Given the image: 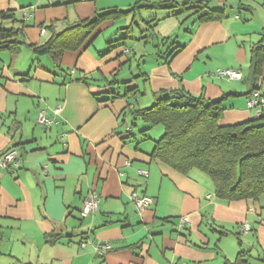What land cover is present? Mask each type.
Wrapping results in <instances>:
<instances>
[{
  "label": "crops",
  "instance_id": "1",
  "mask_svg": "<svg viewBox=\"0 0 264 264\" xmlns=\"http://www.w3.org/2000/svg\"><path fill=\"white\" fill-rule=\"evenodd\" d=\"M160 1L129 11L136 0H0V23L15 33L0 39V155L16 148L20 163L0 167V264H233L241 251L238 264H264V193L224 200L200 168L182 173L151 159L157 139L132 113L184 88L222 98V124L253 119L247 95L256 87L264 95V62L259 75L252 68L264 0H209L225 16L204 22ZM113 9L120 16L81 43L73 33L68 45L78 46L58 61L29 45ZM218 69L242 76L219 77ZM57 107V122L38 123ZM133 191L154 203L139 211ZM93 193L98 208L82 217ZM99 243L110 250L97 253Z\"/></svg>",
  "mask_w": 264,
  "mask_h": 264
},
{
  "label": "trees",
  "instance_id": "2",
  "mask_svg": "<svg viewBox=\"0 0 264 264\" xmlns=\"http://www.w3.org/2000/svg\"><path fill=\"white\" fill-rule=\"evenodd\" d=\"M141 1L136 0L135 7L129 11L138 9ZM158 4L161 9L177 14L187 13L186 20L195 16L197 22L225 16L224 10L212 8L209 0H185L182 3L162 0ZM121 13V10L113 9L97 14L91 20L69 27L63 34L53 35L44 44L29 45L37 53L50 54L58 61L65 48L78 46L68 45L73 33H82L81 43L101 21L118 18ZM8 16L12 14H1L2 18ZM12 30L5 29L0 23V39L11 38L15 34ZM5 42L2 47L12 41ZM262 62L264 37L253 48L252 68L257 75ZM222 101V98L195 96L181 88L170 94L161 92L151 106L138 108L132 113L146 122L149 128L156 125L164 128L162 136L154 141V148L149 154L151 159H158L182 173L200 168L212 178L215 192L221 199H257L264 193V110L259 117L225 125L221 123L224 111ZM245 253L241 251L233 264L243 262ZM261 260L264 263V254Z\"/></svg>",
  "mask_w": 264,
  "mask_h": 264
},
{
  "label": "built area",
  "instance_id": "3",
  "mask_svg": "<svg viewBox=\"0 0 264 264\" xmlns=\"http://www.w3.org/2000/svg\"><path fill=\"white\" fill-rule=\"evenodd\" d=\"M219 77H226L228 79H235L239 78L242 76V73L239 70L235 69H218L216 73ZM247 106L248 108H254L256 109V116L259 117L261 113L264 110V95L261 93L259 87H256L252 93L249 95L247 99ZM60 113V108L57 107L53 110V115L52 117H48L45 115L44 111H41L38 116V123L45 125V126H50L57 122V120L54 118L57 114ZM19 158H18V149L13 148L5 151L0 155V167L9 169L11 171H14L19 168ZM138 172L140 175L144 177L149 176V171L144 168H139ZM131 199L134 201L136 204L137 208L139 211H143L144 209L150 207L155 199L152 196L148 195H140L136 191H133L131 194ZM99 205V198L98 195L93 193L89 196H87L82 204L80 214L82 217H87L95 211L98 208ZM250 230V225L245 224L243 225L242 231L247 233ZM90 241H83L81 243L82 247H86ZM110 245L107 243H99L95 245V250L97 253L104 255L110 250Z\"/></svg>",
  "mask_w": 264,
  "mask_h": 264
},
{
  "label": "rangeland",
  "instance_id": "4",
  "mask_svg": "<svg viewBox=\"0 0 264 264\" xmlns=\"http://www.w3.org/2000/svg\"><path fill=\"white\" fill-rule=\"evenodd\" d=\"M157 127H159L160 129H162V132L161 133H157V131H156ZM163 132H164L163 126L162 125H156V126H153L152 129H151V136L153 138L158 139V138H160L162 136Z\"/></svg>",
  "mask_w": 264,
  "mask_h": 264
},
{
  "label": "water",
  "instance_id": "5",
  "mask_svg": "<svg viewBox=\"0 0 264 264\" xmlns=\"http://www.w3.org/2000/svg\"><path fill=\"white\" fill-rule=\"evenodd\" d=\"M228 5H229L230 7H237V6H238V1H229V2H228Z\"/></svg>",
  "mask_w": 264,
  "mask_h": 264
}]
</instances>
